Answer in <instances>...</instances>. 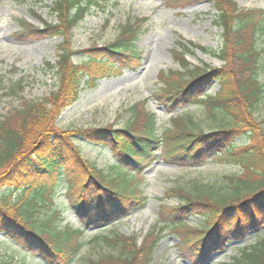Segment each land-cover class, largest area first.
<instances>
[{"label": "trees", "instance_id": "1", "mask_svg": "<svg viewBox=\"0 0 264 264\" xmlns=\"http://www.w3.org/2000/svg\"><path fill=\"white\" fill-rule=\"evenodd\" d=\"M101 1L53 0L50 11L56 17L54 23L41 29L30 27L16 34L17 38L52 34L64 40L57 45L55 62L46 63L56 74L55 90L39 105L35 100L20 99L18 110L12 109L0 121V231L45 264H71L84 245L81 240L84 231L69 226L60 230H38L35 226L38 221L31 219L33 214L48 205V200L51 203L56 188L64 183L71 196V208L83 227H101L125 216L146 200L134 179L149 155H154L153 149L163 137L160 155L165 161L183 166L212 161L237 167L235 173L224 176L226 185L220 190L222 193L181 190L176 205H160V220L170 224H167L169 230H197L196 235L184 237L179 243L181 254L191 258L192 263L201 264L230 241L243 240L253 234L254 241L242 246L229 264H264V116L260 120L252 119L257 103L264 96V81L257 75L260 55L257 41L264 35V14L257 10L240 11L234 0H207L216 9L214 22L221 28L222 37L220 49L211 52L223 65L219 68L196 66L189 70L190 75H180V72L159 75L160 81L165 83L157 88L153 98L160 105L167 111L185 105L205 108L209 118L218 121L214 129L199 128L195 114L190 112L171 116L173 128L161 131L158 136L152 114L143 127L133 129L135 108L132 120L123 128L83 129L75 136L48 127L39 129L41 122L50 123L72 105L82 86H95L96 80L106 76L94 75L89 65L73 63L72 53L66 46V32L91 7L100 6ZM123 28L121 37L131 36L130 41L118 38L90 49L101 59L95 74L106 72L107 62L125 66L133 63L132 55L137 54L133 42L138 35L128 32L130 26ZM177 43L178 48L187 51L190 47L208 50L190 43H187L189 46ZM90 50L83 51L88 54ZM93 56L96 55H87L86 61H94ZM173 56L181 69L191 68L184 55L174 50ZM233 62L245 65L248 75L232 71L227 64ZM213 83L217 90L211 94L207 89ZM14 91L8 90L9 93ZM238 111L242 112V117L235 115ZM14 114L23 120L22 126L12 124ZM243 123L247 124L242 130ZM23 125L27 129L24 130ZM29 128L31 132H25ZM76 138L109 148L114 164L108 169H99L84 161L73 144ZM28 143L31 145L27 149ZM171 193L170 190L167 195ZM192 215L201 216L203 224L188 225L187 219ZM156 233L143 239L140 245L134 238L123 235L103 236L101 238L118 248V252L76 264H136V261L150 264L159 240ZM0 264L9 263L3 260Z\"/></svg>", "mask_w": 264, "mask_h": 264}, {"label": "rangeland", "instance_id": "2", "mask_svg": "<svg viewBox=\"0 0 264 264\" xmlns=\"http://www.w3.org/2000/svg\"><path fill=\"white\" fill-rule=\"evenodd\" d=\"M53 0H0V121L12 109L18 110L20 99L35 100L42 103L49 92L55 90L57 80L54 70L46 63L53 64L58 52L57 45L63 37L52 34H38L34 37H16L30 27L41 29L55 22L56 17L50 11ZM240 11H261L264 14V0H234ZM100 6L91 7L87 14L66 32V46L72 53L75 64L89 65L94 75H106L96 80V85L82 86L78 99L64 108L50 123L43 121L40 128L48 127L69 135L78 130L91 128H123L132 117L135 108L133 129L143 127L149 115L155 117V129H172L170 117L187 113L195 114L199 128L214 129L218 121L210 119L205 108L185 105L167 111L153 98L158 87L164 84L159 75H190L193 67L219 68L222 62L211 51L217 52L222 46L221 28L215 24L216 9L207 0H102ZM264 18V15H263ZM130 26L129 33L138 35L134 39L137 54L132 55L133 63L107 62L108 70L95 74L100 66L98 53L91 52L93 47L100 48L118 38L130 41L131 36L121 37L120 31ZM134 28V29H133ZM123 29V30H122ZM126 33V32H125ZM251 31H249V34ZM134 35V34H133ZM178 41L185 46L205 47L206 52L190 47L178 48ZM259 53L258 78L264 81V35L257 41ZM83 50H90L84 52ZM174 50L184 55L191 68L183 70L173 56ZM97 52V51H95ZM87 55H96L94 61H86ZM237 75H248L245 65L233 62L228 65ZM85 69V66H82ZM170 71L173 73L169 74ZM190 72V73H189ZM163 73V74H162ZM175 75V74H174ZM15 90L9 93L8 90ZM213 83L207 92L216 93ZM42 100V101H41ZM41 101V102H40ZM158 103V104H157ZM238 105L237 103L235 104ZM239 107V106H238ZM237 112L235 115L242 117ZM264 116V96L257 103L252 119L260 120ZM13 125L24 123L17 114L11 116ZM241 128L245 129L247 123ZM34 126V124L32 125ZM24 129V125H23ZM27 129V128H25ZM24 129V130H25ZM25 132H31L29 128ZM30 133L26 134L28 136ZM29 139V138H28ZM163 137L157 143L159 156L149 155V160L134 179L146 200L141 206L131 208L125 216L113 220L101 227H83L76 214L68 205L71 200L66 184L56 188L52 202L33 214L38 230H60L63 227L80 228L84 245L71 264L94 260L99 256L117 253L118 248L105 242L101 237L123 235L134 238L140 245L147 237L157 232L159 240L153 251L150 264H196L191 258L181 254L179 243L184 237H192L195 231L172 232L170 224L160 220V205L174 206L179 202L181 190L217 193L226 185L225 175L235 173L237 167L207 161L198 166H183L165 161L160 155ZM27 141V140H26ZM81 158L99 169H108L114 164L109 148L98 143H89L76 138L73 141ZM31 143L26 145L27 149ZM154 150V149H153ZM156 153V152H155ZM180 189L175 193L173 190ZM139 190V191H140ZM171 190V194L167 195ZM188 225L199 227L201 216L188 217ZM45 224H50L49 226ZM169 224V225H167ZM193 234V235H192ZM44 236V233H41ZM250 234L245 239L230 241L222 250L212 252L202 264H229L239 249L254 241ZM188 256V255H187ZM9 264H45L30 251L19 247L0 231V262ZM136 264L140 262L136 261Z\"/></svg>", "mask_w": 264, "mask_h": 264}]
</instances>
